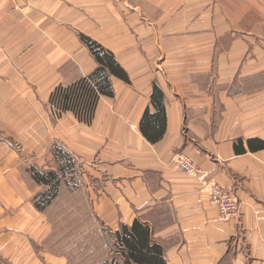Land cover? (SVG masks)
<instances>
[{"label": "crops", "instance_id": "1", "mask_svg": "<svg viewBox=\"0 0 264 264\" xmlns=\"http://www.w3.org/2000/svg\"><path fill=\"white\" fill-rule=\"evenodd\" d=\"M81 34L130 78L110 74L91 123L50 102L99 66ZM55 144L95 173L71 192L85 244L36 206ZM211 182L237 192V218ZM134 224L149 238L122 243ZM104 262L264 264V0H0V264Z\"/></svg>", "mask_w": 264, "mask_h": 264}, {"label": "trees", "instance_id": "2", "mask_svg": "<svg viewBox=\"0 0 264 264\" xmlns=\"http://www.w3.org/2000/svg\"><path fill=\"white\" fill-rule=\"evenodd\" d=\"M81 36L92 54H94L99 66L93 74L82 78L75 84L66 87L62 85L56 87L52 92L50 102L52 105L54 104L57 106L62 112L71 110L77 115L79 120L91 123L96 109L95 106L100 95L112 94L111 79L109 78L110 74L112 73L118 78L126 81H129L130 78H128L123 66L115 60L114 55L110 50L106 49L101 43L89 36L84 34H81ZM148 137L150 138V136ZM57 147H59V145ZM55 152L59 161L58 165H61L63 169H67L68 165L65 163L60 164L62 163V159L59 160V157L61 158V156L65 154V156L69 158L68 162H71L73 161L72 159L74 156L69 151L62 150L61 148H56ZM34 178L38 182L47 183L51 186L49 191L40 194L36 201L37 208L44 209L48 206V203L57 192L60 182L59 172L54 169L42 173L40 170L38 171L35 169ZM119 236L122 243L149 238L148 230L144 227L138 228L137 224H134L131 229L125 228L124 233L122 235L119 234ZM131 245H133V242ZM132 250L134 251V249ZM136 250L137 252L139 251L138 249ZM101 264H108V262Z\"/></svg>", "mask_w": 264, "mask_h": 264}, {"label": "rangeland", "instance_id": "3", "mask_svg": "<svg viewBox=\"0 0 264 264\" xmlns=\"http://www.w3.org/2000/svg\"><path fill=\"white\" fill-rule=\"evenodd\" d=\"M51 108H53L55 116L59 117L61 115V113L58 114L60 111L57 110L58 108L57 106L56 108H54L52 105ZM57 146H58L57 144L53 146L54 151L56 150V148L57 149L61 148L62 150H65L62 145H59V147ZM55 157H56L55 158L56 161L55 162L53 161V163L52 162L50 163V161L48 160V162L44 165L46 167H42V168L41 166L39 168L34 167V166L33 167L37 169L38 171L40 170L42 173H45L49 170H54V169L57 172H59V180H60L59 186H58L57 192L55 193L54 197L48 203V207H50V214L52 215V217H55L54 215L56 214L60 216V214L62 213L68 214V216L65 215L64 217H62V219L60 218L57 221L55 220L54 223L57 225L56 226L57 236L61 237V235L63 236V234H65V236L70 234V237H68V243L70 244V243H74L76 240V237H73L74 234H76L77 236H80V233H81V236H83L86 231V236L85 235L83 236L84 241H82L84 243L85 239L86 240L90 239V236L87 233L91 232L94 229V226H92L91 224L92 222L87 215H85V217H81L80 218L81 221L74 219L73 212L76 211V209L73 208V199H72L73 196L71 192L80 190L81 194L80 193L76 194V200L86 197L85 186H82V184L87 177L93 178L95 173L91 168L83 164H80L74 158L72 159L73 161L68 162L69 158H67L65 154L61 156V158L59 157V160L62 159L61 161L62 163L60 164L65 163L66 165H68L67 169H63L61 165H58L59 161H58L56 152H55ZM45 184L48 186L43 187L41 189L40 194L49 191V189L51 188L49 184L47 183ZM82 206L83 205L81 204L80 208H82ZM82 229H84L85 231L80 232V230ZM76 252L73 253L74 256ZM77 254L79 256L82 255L80 253H77Z\"/></svg>", "mask_w": 264, "mask_h": 264}, {"label": "built area", "instance_id": "4", "mask_svg": "<svg viewBox=\"0 0 264 264\" xmlns=\"http://www.w3.org/2000/svg\"><path fill=\"white\" fill-rule=\"evenodd\" d=\"M53 107L56 108L54 104ZM57 110L60 111L58 114L63 113L59 108ZM174 161L180 169L185 170L187 173L193 176H202L200 168L186 154L176 155ZM203 190L208 194L209 201L218 207L219 217L222 220L237 218L240 215L241 203L234 189L224 188L211 182L205 183Z\"/></svg>", "mask_w": 264, "mask_h": 264}]
</instances>
